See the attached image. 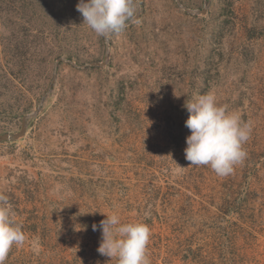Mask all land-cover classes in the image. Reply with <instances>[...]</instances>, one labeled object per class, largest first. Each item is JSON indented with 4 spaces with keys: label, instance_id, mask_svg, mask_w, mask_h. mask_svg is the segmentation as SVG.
I'll return each mask as SVG.
<instances>
[{
    "label": "rangeland",
    "instance_id": "374dc122",
    "mask_svg": "<svg viewBox=\"0 0 264 264\" xmlns=\"http://www.w3.org/2000/svg\"><path fill=\"white\" fill-rule=\"evenodd\" d=\"M78 3L0 0V135L39 112L0 143L25 235L5 264H117L92 230L113 213L149 226L151 264H264V0H137L105 66ZM208 92L251 124L223 177L184 154V105Z\"/></svg>",
    "mask_w": 264,
    "mask_h": 264
},
{
    "label": "clouds",
    "instance_id": "9594fccd",
    "mask_svg": "<svg viewBox=\"0 0 264 264\" xmlns=\"http://www.w3.org/2000/svg\"><path fill=\"white\" fill-rule=\"evenodd\" d=\"M76 10L97 37L110 38L120 34L131 23L137 22V0H79ZM189 116L185 127L191 135L186 137L185 159L190 166H208L218 176H227L234 167L244 162L247 152L243 145L250 138L251 124L241 119L227 106L218 105L212 92L196 94L184 105ZM16 213L9 198L0 194V264L11 248L21 246L25 240L22 225L15 220ZM101 230L97 252L115 259L117 264H151L147 254L151 230L141 222L121 223L116 213L106 215L92 230Z\"/></svg>",
    "mask_w": 264,
    "mask_h": 264
},
{
    "label": "water",
    "instance_id": "95a60500",
    "mask_svg": "<svg viewBox=\"0 0 264 264\" xmlns=\"http://www.w3.org/2000/svg\"><path fill=\"white\" fill-rule=\"evenodd\" d=\"M207 1L208 0H205V2H207ZM179 5H181V7L188 14H191V15H194V14H205L207 12L206 7L202 11H193V10H190V9L184 7L180 3H179ZM140 14H141L140 10L138 9L137 21L140 18ZM106 43H107L106 59L102 63L98 64V66H105L106 65V60L108 59V54H109L108 38L106 39ZM60 62H62V60L58 61V63H60ZM76 67L80 68V66H77V65H76ZM38 114H39V112L32 113V114H29V115L25 116L23 118V120H22V127H21V130H20L19 133H6L4 135H0V143H2V142H15V141L22 140L25 137L26 133H27V130H28V127H29V124H30L31 120L34 119Z\"/></svg>",
    "mask_w": 264,
    "mask_h": 264
}]
</instances>
